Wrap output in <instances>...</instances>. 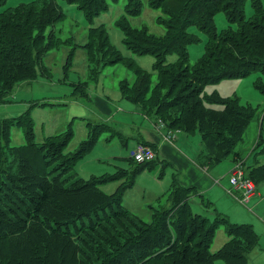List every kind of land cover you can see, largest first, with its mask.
Wrapping results in <instances>:
<instances>
[{"label": "trees", "instance_id": "trees-1", "mask_svg": "<svg viewBox=\"0 0 264 264\" xmlns=\"http://www.w3.org/2000/svg\"><path fill=\"white\" fill-rule=\"evenodd\" d=\"M67 1L80 3V8L89 18L106 10L109 3V0ZM245 1L149 0L152 7L162 8L168 17L160 20L166 28V34L156 37L146 28L125 27L130 47L140 54L151 53L157 58L159 80L151 97L165 95L179 86L184 88L183 94H177L184 106L178 111L171 112L174 108L169 104L173 100L172 96L164 101L160 99L155 105L150 104L148 100L151 97L146 99L149 83L142 84L140 100L150 105L148 111L161 117L166 115L164 122L169 128L189 133L199 130L203 138L206 165L214 166L231 155L235 162L246 161L235 149L247 123L254 116L253 111L240 105L236 98H224L217 92L203 95L208 83L224 77L245 76L256 67L264 69V5L262 0H252L254 13L246 17ZM29 4L0 11L2 102L9 101L8 94L19 82L34 79L40 72L48 73L42 53L46 52L47 55L51 43L47 44V39L42 42L40 37L34 36L33 30L26 24L22 25V20L31 23L34 16L33 20L41 21L45 39L47 26L64 16L61 6L54 0L33 1ZM141 4V0H129L127 6L133 14H138ZM221 12L226 14L230 24H238V28L219 30L214 18ZM11 18L17 21L13 22ZM25 25L27 28H24ZM192 25L197 26L208 38L204 54L193 65L190 64L189 46L201 39L188 31ZM97 35L103 45H108L104 27ZM133 42H137V46H133ZM171 53H176L178 58L169 64L166 58ZM206 103L218 106H207ZM18 123L24 127L28 141L27 145L20 147L26 148L34 141L33 125L28 118H21ZM13 124L14 118L0 120V136L7 132L10 141L9 129ZM101 130L99 126L90 127L93 141ZM71 135L70 131L66 137H49L50 144H45L42 150L46 155L50 151L52 153L47 158L42 154L39 156L36 162L40 166L38 172L24 165L25 151L20 156L13 150L14 146H10L15 163L22 162L16 164L15 170L0 168V243L4 241L6 244L5 249H0V264H28V261L32 264H55L53 256L56 254L67 256L70 264H82L83 260H86V264H150L159 260H162V264H215L217 259H223L228 264H247L250 252L259 245V236L253 226L231 222L221 215L210 225L208 218L190 209L189 199L195 188L185 187L176 181L170 204L160 209L153 208L151 221L146 222L122 206L120 197L101 189L100 184H105L111 178L93 177L88 181L78 178L69 182L75 157L65 154L64 150ZM232 135L237 141L231 144L229 139ZM225 140L231 145L224 143ZM51 142L57 144L56 147L50 148L53 145ZM20 147H17L18 150ZM155 161H135L139 166L133 170V176ZM255 169L253 175L256 183L264 181V166H255ZM123 172L129 174L130 171ZM132 184L130 182L128 186ZM203 201L207 206H212L209 200ZM111 208L117 209L110 212ZM85 211L88 215L91 212L94 215L88 218L87 223L81 220V236L74 237L67 219L77 218L76 226V220L80 218L78 214ZM221 224L225 226L229 239L212 252L211 245ZM63 226H68V229L62 230ZM89 234L96 236V246L103 247L104 251L100 255L93 249L78 260V246H86ZM130 243H134L132 247ZM116 252L119 257L115 256ZM59 264H63L61 259Z\"/></svg>", "mask_w": 264, "mask_h": 264}, {"label": "rangeland", "instance_id": "rangeland-1", "mask_svg": "<svg viewBox=\"0 0 264 264\" xmlns=\"http://www.w3.org/2000/svg\"><path fill=\"white\" fill-rule=\"evenodd\" d=\"M33 1L45 2V0H0V11L14 7L17 9L16 7L30 5L29 3ZM54 1L61 6L60 10L64 16L62 15L59 21L47 26L45 39L42 36V23L33 20L34 16L31 23H24L23 20L21 22L22 25L26 24L30 30H33V35L40 37L42 42L47 39L46 43H51L47 55L46 52L42 53L45 55L43 59L48 73L40 72L34 79L19 82L12 93L8 94L9 101H0V120L15 119V124L9 129L10 141L7 139V132L0 136V168L15 170L16 164L22 162L15 163V156L11 152V147L14 146L16 150L14 148L13 150L20 156H23L25 151L24 165L38 172L40 166L36 162L39 156L42 154L44 158H47L52 153L50 151L49 155H46L42 150L45 144H50L49 137L54 135L66 137L71 131L69 144L64 150L65 154L75 157L69 182L78 178L87 181L93 177L111 178L105 184H100L101 189L120 197L123 201L122 206L129 208L142 220L150 222L153 208L160 209L170 204V197L175 188L176 172L169 166L163 167L162 162L158 160L154 165H147L134 176L132 174L133 170L139 166L132 158L133 152L138 147L137 139L133 137L141 130V125L135 127L138 125L137 119L145 114L147 117L144 118L145 124L153 127L156 122L159 129V120L165 121L166 115L161 117L151 110L148 111L150 105L140 100L139 91L143 83H149L150 86L146 92V99L151 97L157 86L159 80V72L156 68L157 58L151 53L140 54L130 47L125 27L146 28L150 34L163 37L166 34V28L160 20L168 17L162 8L152 7L149 0H141V11L138 14L130 11L127 6L129 0H109L106 10L90 18L80 8L82 6L80 3H70L67 0ZM262 2L264 5V0ZM244 11L246 17L253 15L252 0L245 1ZM11 19L13 22L17 21L16 18ZM214 20L219 30L238 28V24L228 22L223 12L217 14ZM35 21L38 24H34ZM26 25L24 28H27ZM103 27L108 37V45H103L98 39L97 32ZM19 30H21L20 27ZM188 31L201 39L198 43L189 46L190 64L193 65L204 54L208 38L195 25L189 26ZM132 45L137 46V42H133ZM177 58L176 53L168 54L166 63L172 64ZM40 68L42 69V66ZM183 89L180 86L173 88L165 95L157 94L156 97H151L148 102L155 105L160 99L164 101L172 96L174 101L170 100L169 104L174 108L171 112L178 111L184 107L177 95L183 94ZM214 92L224 98H236L240 105L254 113L242 137L238 140L235 150L239 151L243 159H246L245 162L241 161L242 167L247 176L256 183L253 175L255 166H264V69L256 67L245 76L224 77L219 81L208 83L203 90V95H211ZM206 105L218 106L210 103ZM114 106L116 111L111 112L110 115L107 114L105 109L112 110ZM21 118H28L33 125L34 141L30 142L31 146L28 145L26 148L20 147L27 145L28 142L24 127L18 123ZM117 121L129 124H121ZM94 126L102 127L95 141L91 139L90 131V127ZM140 134L141 131L139 138ZM235 140L237 141L235 135L229 139L231 144ZM230 142L224 141L228 145H231ZM52 144L54 146L50 148L57 145ZM201 145H203V138L199 130L188 134L183 132L177 142V146L187 153L197 152ZM17 147H20V150ZM230 161H233L232 155L218 166L220 174H225L221 180L220 177H216L218 175L210 176L213 187L209 191L210 196L204 195L208 197L212 206H207L203 197L195 194L190 198V209L193 213H199L208 218L210 225L215 222L218 215L234 223L252 224L260 241L259 245L250 252L247 264H264V181L257 183V191L248 202H240L229 192L232 171L229 173L227 167L232 164L229 163ZM237 163L240 161L235 162L233 166L235 167ZM58 166L63 168L60 164ZM124 170L130 171L129 174H124ZM180 171L184 173L181 169ZM218 179L221 185L218 184ZM130 182L133 184L128 186ZM115 209L117 208H111L110 212ZM78 215L80 218L76 220V226L77 218L67 219L74 237L81 236L79 234L82 228L81 220L87 223L88 218L94 213L91 212L88 215L85 211ZM95 222L96 220L93 224ZM67 229L68 226L62 227L64 231ZM88 238L89 244L86 243V246L90 249L84 245L82 246L84 248L78 246L76 259L80 260L81 255L86 257L88 253L94 251L93 249H96L100 255L104 251L103 247L96 246V236L89 234ZM228 239L225 226L219 225L211 251H217ZM133 244L130 243L129 246L132 247ZM2 248H6L4 241L0 243V249ZM115 256L119 257V254L116 252ZM67 258L65 255L56 254L53 256V261L59 264L61 259L63 264H70ZM28 264H32L31 261H28ZM82 264H86V260H83ZM150 264H162V260L153 261ZM215 264L228 263L223 259H217Z\"/></svg>", "mask_w": 264, "mask_h": 264}, {"label": "crops", "instance_id": "crops-1", "mask_svg": "<svg viewBox=\"0 0 264 264\" xmlns=\"http://www.w3.org/2000/svg\"><path fill=\"white\" fill-rule=\"evenodd\" d=\"M105 111L107 114L110 115L111 112L114 113L116 111V108L114 106L112 110L105 109ZM145 117H146L145 114H143L140 117V119H137L136 121V124L138 125L137 126L135 125V127L141 125L140 138H139L140 131L136 132L138 133V135H135L133 137L137 139V145L139 146L141 144H144V145L152 146L157 153V158L155 159L156 162L159 160L162 162L163 167L169 166L172 168V170H175L176 172L174 175L175 181L179 182L181 185L185 187L196 189L195 191H193L191 197L195 196V194H199L200 196L203 197V199H208V197H205L204 194L209 195V191L213 187V181H211L210 176L211 174L218 175L216 177L217 178L220 177L219 178L220 180L222 179L223 176H225V174L221 175L220 170H218V166H220V163H222L225 159L214 166L204 164V160H205V156L203 155L204 143L203 145H201L200 148H198L197 152L191 151L187 153L185 152V150H182L180 146H177V142L180 139L181 134L185 132L184 130L174 128L176 132V137L172 140H168L165 137V132L167 130L164 128L161 130L158 129L157 124H155L156 122L153 124V127L152 125L145 124L144 121ZM118 123L124 124L128 122H118ZM132 131H134V129H132ZM185 133L188 134L189 132H185ZM156 162H154V164ZM229 163H232L227 167V170H229L230 173V171H232L231 169L234 167L233 165L235 164V161L233 160L230 161ZM180 169L184 171L183 174L181 173ZM160 175H162V173ZM219 179H218V184L221 185V183H219L220 181ZM202 183L204 186L202 185ZM214 184L216 183L214 182Z\"/></svg>", "mask_w": 264, "mask_h": 264}, {"label": "built area", "instance_id": "built-area-1", "mask_svg": "<svg viewBox=\"0 0 264 264\" xmlns=\"http://www.w3.org/2000/svg\"><path fill=\"white\" fill-rule=\"evenodd\" d=\"M160 128L166 129L165 137L172 140L176 137V132L171 129L163 120H159ZM158 127V126H157ZM135 161L139 163L151 162L157 158V153L152 146L141 144L133 152ZM231 187L229 192L240 202H248L249 199L256 193L257 184L247 177L241 163H237L231 172Z\"/></svg>", "mask_w": 264, "mask_h": 264}]
</instances>
